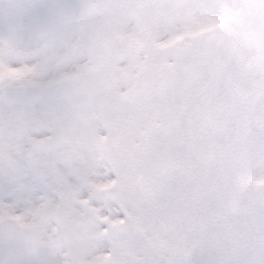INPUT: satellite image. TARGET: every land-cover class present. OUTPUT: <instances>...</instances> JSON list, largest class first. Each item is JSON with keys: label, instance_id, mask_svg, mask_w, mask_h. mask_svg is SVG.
I'll list each match as a JSON object with an SVG mask.
<instances>
[{"label": "snow or ice", "instance_id": "6c2138e0", "mask_svg": "<svg viewBox=\"0 0 264 264\" xmlns=\"http://www.w3.org/2000/svg\"><path fill=\"white\" fill-rule=\"evenodd\" d=\"M220 8L0 0V264H264V65L184 35Z\"/></svg>", "mask_w": 264, "mask_h": 264}, {"label": "rangeland", "instance_id": "374dc122", "mask_svg": "<svg viewBox=\"0 0 264 264\" xmlns=\"http://www.w3.org/2000/svg\"><path fill=\"white\" fill-rule=\"evenodd\" d=\"M249 24L250 20L249 23L245 22L244 24L247 34L243 38L242 51L237 54V57L244 63L252 66H258V64L264 65V54L260 56L255 54L254 43L252 39L253 32L251 28L248 27ZM257 57H260V60H258Z\"/></svg>", "mask_w": 264, "mask_h": 264}]
</instances>
